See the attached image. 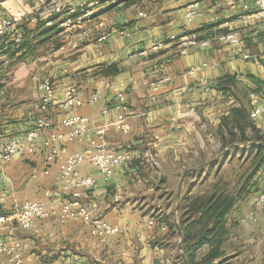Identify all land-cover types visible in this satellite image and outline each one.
I'll list each match as a JSON object with an SVG mask.
<instances>
[{
  "label": "crops",
  "instance_id": "obj_1",
  "mask_svg": "<svg viewBox=\"0 0 264 264\" xmlns=\"http://www.w3.org/2000/svg\"><path fill=\"white\" fill-rule=\"evenodd\" d=\"M10 1L0 0V18L15 16ZM138 1L101 0L88 26L94 28L91 40L76 51L59 49L64 14L53 16L49 26L41 16L34 22L31 16L25 17L20 23L21 41H14L12 35L0 39L3 139L22 136L33 128L38 83L46 77L55 94L48 115L52 130H58L65 117L82 115L90 120V137L96 127L116 118L118 111L112 106L118 93L124 96L129 127L126 133L115 128L106 133L108 148L132 155L128 163L115 168L112 178L103 181L88 165L78 168L98 181L95 189L81 194V204L118 227L119 233L93 239L79 222L62 220L59 215L41 219L32 231H14V239L29 245L26 264H183L181 235L175 228L181 212L177 200L171 203L170 193L183 186L179 174L192 168L190 163L195 168L202 157L216 152L211 143L218 141L222 120L230 119L235 108L246 110L252 127L244 128L252 142L237 144L235 150L243 151L248 162L259 154L257 149L250 150L249 143H261L258 147L264 152V34L253 0H145L136 6ZM192 3L198 4V16L187 22L185 7ZM21 4L18 16L29 9ZM140 10L145 17L138 15ZM101 19L106 23L98 28L95 23ZM111 26L124 34L95 42L96 33ZM229 32L239 34V45L218 41V36ZM204 41L207 46H201ZM156 45L159 48L152 51ZM201 64L206 67L198 75L207 81L206 86L186 74L190 67ZM68 84L76 86L83 99L97 93L100 100L63 110L59 105ZM104 108L107 113L102 114ZM256 109L259 113L251 118ZM45 135L40 134L37 141ZM67 147L72 153L84 144ZM59 161L60 157L45 165L38 152L0 165V190L7 194L5 212H13L16 203L41 199L45 190L58 187ZM250 180L255 184L245 185L246 191L235 197L225 215L226 239L214 264H264V204H256L264 189V161ZM0 239H8L5 232ZM210 248L201 246L195 262ZM0 264H7L2 256Z\"/></svg>",
  "mask_w": 264,
  "mask_h": 264
},
{
  "label": "built area",
  "instance_id": "obj_2",
  "mask_svg": "<svg viewBox=\"0 0 264 264\" xmlns=\"http://www.w3.org/2000/svg\"><path fill=\"white\" fill-rule=\"evenodd\" d=\"M29 6L27 13L20 16L0 18V39L12 35L14 41L22 39L20 23L25 17H32L36 21L42 17L45 25L51 24V18L58 14H64V19L60 22L59 35L62 43L59 46L61 51H76L91 40L93 26L90 22L94 19L101 0H88L78 3L76 0H20ZM145 0H140L136 6H140ZM256 15L264 34V0H253ZM197 3L188 4L185 7V20L191 22L198 16ZM29 14V15H27ZM138 15L145 17V12L140 10ZM106 19L96 21L98 28H102ZM116 33L124 34V31L116 27H104L97 32L95 42H104L111 35ZM218 41L239 45L240 37L237 32H229L218 36ZM208 41L201 43L207 46ZM159 45L153 46L152 51H156ZM185 53V50H182ZM250 56L245 55L244 58ZM206 64L190 67L186 74L201 86H206L207 81L199 76L200 71ZM39 96L33 109L37 113L34 126L22 136L3 139L0 135V165L10 163L16 157H24L42 152L45 165L53 163L58 157L61 158L57 168L59 186L45 190L41 199L26 201L19 206L18 212L11 216L5 212L7 194L5 190H0V235L5 232L8 239H0V256L4 257L8 264H26L29 257L26 251L28 243L23 240L14 239L16 223L18 229L32 231L35 229L37 221L59 215L62 220H73L86 226L89 236L93 239L112 238L119 233V228L106 223L103 219L94 216L90 210L85 208L80 201L83 192L91 191L98 186V181L89 176L83 175L79 171L81 165L94 167L102 177L103 181L112 178L116 167L128 163L131 152L127 150L114 151L108 148L106 143V133L110 128L118 129L126 133L129 129L125 121V106L123 94L115 96L113 109L118 111L113 121L105 122L96 127L92 135L88 137L90 120L87 116L71 115L60 122L58 130H52L53 124L48 118L50 108L55 101L54 88L50 78L46 77L38 83ZM100 100L97 93H91L83 99L76 86L68 84L63 88V100L60 108L63 110L77 109L85 105H93ZM107 113V108L102 110V114ZM259 113L254 110L250 117L253 118ZM173 127L175 123L171 120ZM61 129V130H60ZM62 130L65 132L63 133ZM46 134L44 138L37 141L40 134ZM84 144V147L72 153L68 152L69 144ZM62 156V157H61ZM48 174V171H45ZM257 205L264 204V189L256 198ZM55 264V263H50Z\"/></svg>",
  "mask_w": 264,
  "mask_h": 264
},
{
  "label": "trees",
  "instance_id": "obj_3",
  "mask_svg": "<svg viewBox=\"0 0 264 264\" xmlns=\"http://www.w3.org/2000/svg\"><path fill=\"white\" fill-rule=\"evenodd\" d=\"M230 120V121H229ZM225 126H229L236 121L239 131V142H252L247 139L244 134V128L251 126L247 122V113L244 108H235L232 110L230 119H223ZM242 121V122H241ZM230 144L236 142L235 135L230 134ZM250 150L257 149L259 156L252 157L251 166L253 171L244 178L235 194L223 195L222 192L216 194L212 193L205 198H197L192 200L191 214H183L181 206L179 207L181 215L179 220V227L181 230V245L186 256L188 264H214L213 261L220 257V247L226 239L227 228L225 227V215L231 208L235 197L246 191L245 185L254 175L255 171L264 161V152L262 147L251 146ZM235 150V149H233ZM203 245H209L210 250L201 258L200 261L195 262L194 257L196 251ZM218 264H226L224 262Z\"/></svg>",
  "mask_w": 264,
  "mask_h": 264
},
{
  "label": "rangeland",
  "instance_id": "obj_4",
  "mask_svg": "<svg viewBox=\"0 0 264 264\" xmlns=\"http://www.w3.org/2000/svg\"><path fill=\"white\" fill-rule=\"evenodd\" d=\"M9 4V7H12V12L15 16L21 14L22 4L20 0H11ZM221 125L223 126V130L222 132H217L218 141L211 143V147L216 149V152H214L211 157L201 158V161L198 162L199 166H195L198 171L186 176L182 182L183 186L180 190L177 188L170 190V193H172L171 203L173 204L177 200L179 207L181 206V209L183 210L182 212L184 216H186L185 214H193L190 205L194 199L205 198L212 193L218 194L220 192H222L223 195H226L227 193L235 194L243 183L244 176H246V174L249 175L254 169V167L251 166L252 157H250V161L248 162L247 155L241 150L229 149L225 155H222V153L232 145L229 143L232 138L230 135L231 133L235 135L236 142H234V144L242 145L244 143L237 140L239 138V131L237 130L238 126L236 121L232 122L229 126H225L222 121ZM249 128L252 127L250 126ZM216 158H218L216 162L208 164L209 161ZM195 162H197V158L195 159ZM189 166L194 168L193 163H190ZM181 175L182 174H179L180 177ZM250 181L248 182L249 186L255 184V182L251 184ZM177 195L178 199H176ZM239 196L240 194L236 197ZM12 209L13 212L6 213L11 216L15 215L18 212L19 206L14 205ZM13 226L15 229H18L16 223H13ZM6 263L8 264L7 261Z\"/></svg>",
  "mask_w": 264,
  "mask_h": 264
},
{
  "label": "water",
  "instance_id": "obj_5",
  "mask_svg": "<svg viewBox=\"0 0 264 264\" xmlns=\"http://www.w3.org/2000/svg\"><path fill=\"white\" fill-rule=\"evenodd\" d=\"M258 145H261V143H255V142H253V143H249V146H258ZM237 147H239L237 144H232V145H230V146L228 147V149H226V150L222 153V155H225V154L227 153V150H229V149H235V148H237ZM217 160H218V158H216V159H214V160H211V161L208 162V164H213V163L216 162ZM196 171H198L197 168H190V169L185 170V171L182 173L181 177H180V183L183 182V180L186 178V176H187L188 174H190V173H194V172H196ZM175 228H176L177 234L180 236V235H181V231H180V228H179L178 224H176V227H175ZM179 249L181 250V259H182L183 264H188L187 259H186L185 255H184L183 251H182L181 244L179 245Z\"/></svg>",
  "mask_w": 264,
  "mask_h": 264
}]
</instances>
